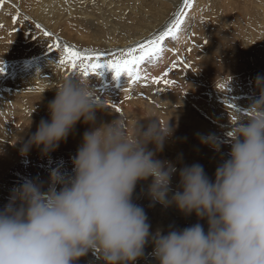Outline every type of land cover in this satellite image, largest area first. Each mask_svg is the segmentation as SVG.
<instances>
[{
  "label": "clouds",
  "instance_id": "obj_1",
  "mask_svg": "<svg viewBox=\"0 0 264 264\" xmlns=\"http://www.w3.org/2000/svg\"><path fill=\"white\" fill-rule=\"evenodd\" d=\"M254 84L259 95L247 115L235 112L228 158L214 180L198 163L183 166L172 192L176 166L157 158L174 131L169 121L162 125L149 114L131 130L122 117L97 124L105 103L94 101L90 81L80 73L61 78L47 105L49 118L40 120L20 154L35 147L48 156L78 122L90 127L71 175L53 169L46 189L26 179L0 209V264H75L89 250L105 264H132L150 238L158 264H264V76ZM202 143L219 150L214 137ZM149 178L153 202L174 204L186 217L194 213L207 230L197 222L151 235L147 215L133 199L138 182Z\"/></svg>",
  "mask_w": 264,
  "mask_h": 264
},
{
  "label": "rangeland",
  "instance_id": "obj_2",
  "mask_svg": "<svg viewBox=\"0 0 264 264\" xmlns=\"http://www.w3.org/2000/svg\"><path fill=\"white\" fill-rule=\"evenodd\" d=\"M18 1L21 3L25 13L16 8L14 12L7 11L8 22H3L0 18V62H2L0 67L3 68V71H0V91L5 96L4 98L1 95L0 101L7 100L6 104L0 106V209L9 202L13 190L26 179L42 182L46 189L49 174L53 169H59L64 175H71L73 170L72 159L76 154L83 133L90 127L87 124L78 122L67 140L61 142L58 148L48 156H42L39 149L35 147L26 156H22L19 151L22 144L36 131L41 119L49 118L47 105L56 93V91H50L49 93L43 90L45 85L49 86L52 72L50 74L47 73L46 76L42 74L41 78H36L34 81H28L27 71H31L34 65L41 67L45 61H52L55 66L53 70L55 72L59 70L56 72L58 73L56 85H58L61 78L72 74L71 69L67 65H64V68L59 63L63 57V50L62 47L58 48L55 45L59 43L63 46V41L66 42L64 45L72 44L73 47H71L79 52L81 51L80 53L83 56H95L97 53L102 52L100 61L107 62L109 59H115L126 53L120 37L118 38L116 35L118 39L115 38L114 35L109 34L111 32L108 29H106L107 31L95 27L90 29L88 28L90 23L84 25H80L78 22L74 23V19H77L75 17H72L73 22L62 21L57 25L58 28L56 29H62L60 31L63 33L59 30L57 33L55 29L57 36L52 34L51 37H47L43 34L45 31L49 32L44 22L36 21V23L34 18L26 14H31L32 9L34 11L36 6L33 3L34 1ZM35 1L37 2V0ZM136 1L132 3L139 4L141 7L136 10L141 12L139 19L143 23L144 19H146L145 22L149 23L151 27H155L153 31L149 32L150 35L155 34L158 30L163 31L172 23L176 14L183 10L185 16L180 26V31L176 33L175 37L166 38L162 44V51L157 57L140 65L139 70L145 75L148 84L143 81L144 85H142V82H138V80L133 82L126 74H121L117 77L114 71L106 65L103 66L105 69L103 68L104 70L101 73L103 74L104 71L110 72L108 80L105 76L99 79L102 76L99 73L101 68L94 73H90L89 77L85 78L90 81V87L97 93V96H94L93 99L98 102L97 100L102 96L108 97L109 102L112 101L109 105L111 107L115 105V108H112L127 112L128 115L125 117L131 130V126L135 121L147 116V110L142 109L140 102L135 101L140 97L147 99L146 96H143L142 93L145 91L140 88V85H152V88L156 90L151 97L155 96L157 101L160 115L158 119L162 125H166L169 121V125L174 129L173 134L166 139L163 151L157 153V158L171 161L176 166L177 171L171 178L172 192L177 189L179 183L178 172L183 166L198 163L203 166L208 177L214 180L217 166L223 162V159L228 158L231 148L230 132L234 127L231 121L237 119L235 112L241 116L247 115L246 109L252 100L259 95V91L255 88L254 80L258 74L264 76V0H191V7L188 8L185 7L183 0H172L176 2L175 4L166 2V0ZM140 2L148 5L147 8L145 7L144 9ZM166 3H170L172 5L170 7H173H169L167 12L164 5L162 6V4ZM25 6L27 9H25ZM150 6L152 9L147 13L151 8ZM216 6L219 8H216ZM159 7L162 9H159ZM153 8L160 13H156ZM1 9H3V4L0 2ZM19 12L24 15L20 16ZM145 12L149 15L150 20L147 19ZM241 13H245V15ZM158 14L161 15L156 16ZM31 16L35 17L33 14ZM133 21L128 20L121 24L123 25L121 31L128 33L129 29L124 26L127 23L131 32L137 31L138 33L143 30V27L138 26V23ZM76 24L79 25L75 26ZM36 25H40V27L37 28ZM99 26L105 27L101 24ZM149 34L146 35L149 37ZM135 39L132 45L143 42L145 38L138 37ZM175 42H179L177 49L173 47ZM110 44L115 45L117 49L109 52L110 48L107 45L109 46ZM50 45L52 46L51 51H49ZM179 50L181 54H179ZM105 55L106 58H104ZM73 73L81 72L78 69ZM93 75H96L95 78ZM156 77L160 78L159 83L154 82L153 78ZM165 80L169 81V83L166 84ZM223 84L226 88L224 87L225 89L221 94L223 95L222 97L218 95V91L221 90V85ZM109 91L111 95L114 92L113 98L109 96ZM14 92L23 94L24 98L22 95L20 97L15 95V97ZM172 95L174 97H171ZM26 101L28 104H26ZM134 103H138L137 108ZM194 103L196 104L193 105ZM4 108L5 111L6 109L8 110L6 111L7 114L3 113ZM135 111L139 113H135ZM110 112L112 114L115 113L114 110ZM197 119L203 121L204 125L208 123L207 127L200 128L195 126L194 122ZM96 121L97 124L103 122L99 118H96ZM207 137L217 139L219 150L214 149L208 143H202V138ZM149 148H154V146L149 145ZM8 152L12 156V165L6 161V158L9 157V155H6ZM150 182L151 178L147 181L138 182L133 199L136 204L144 209L150 224L151 235H154L157 230H161V234H167L172 228L182 229L197 222L201 223L207 230L206 221H198L194 213L186 217L174 204L164 206L153 202L147 195ZM172 192L169 193V197ZM153 248L154 245L150 238L145 245L144 254L139 260L143 258L148 261L149 256H154ZM89 252L92 256L91 264H97L99 263L98 261L105 264L98 252L91 250ZM82 257L85 258V256ZM77 264H80V261ZM85 264L88 263L85 262ZM138 264L142 263L139 262Z\"/></svg>",
  "mask_w": 264,
  "mask_h": 264
},
{
  "label": "bare ground",
  "instance_id": "obj_3",
  "mask_svg": "<svg viewBox=\"0 0 264 264\" xmlns=\"http://www.w3.org/2000/svg\"><path fill=\"white\" fill-rule=\"evenodd\" d=\"M27 1H29V0H27ZM31 1V0H30ZM34 2L33 3H35L36 4V6L34 7V11H33V9H32V13L30 14V13H26L29 17H31V18H34V20H35V22L37 21H39V22H44V24L47 26L46 28L49 30V32H51V34H53V35H55V36H57V33H58V30L56 29V28H58L57 27V25H59L62 21H72V17H75V18H77V19H74L75 20V22L74 23H76V22H78L80 25H84V24H89L88 26V28H92L93 29V27H95V28H101V29H103V30H105V31H107L106 29H108V31L110 30V32L111 33H109V34H111V35H114V37L115 38H121V40L123 41V42H121L122 44H124V46H125V52L127 51V47H130V45H132L133 44V42L136 40L135 38H145L144 40H146V39H151V38H153V36H156V35H158L159 34V32H161V30H158L155 34H149V32L150 31H153V29L155 28V27H151V25L149 24V23H147V22H145L146 21V19H144L145 21H144V23H143V21H141L139 18H140V13L141 12H137L136 10H139L141 7L139 6V4L137 5V4H133L132 2L133 1H136V0H37V2L35 1V0H33ZM0 2L3 4V9H1L0 10V18L3 20V22H8V18H7V16H6V13H7V11H11V12H14V10L16 9V8H18L22 13H25L24 12V9H23V7H22V5H21V3L18 1V0H0ZM137 2V1H136ZM139 2V1H138ZM154 2H156V1H154ZM158 2V1H157ZM166 2H170V3H172V4H175L176 2L175 1H172V0H166ZM209 2V1H208ZM232 2V1H231ZM260 2V1H259ZM133 5H132V4ZM165 3V2H164ZM170 3H166V4H162V6L164 5V7L166 8V12L168 11V8L170 7ZM215 3V2H214ZM225 3V2H224ZM226 3H228L227 1H226ZM140 4H141V6H143L144 7V9H145V7L147 8V6L148 5H146L144 2H140ZM153 4V3H152ZM166 5V6H165ZM227 5V4H226ZM29 6H30V4H29ZM74 6H76V7H74ZM172 6V5H171ZM33 7V6H32ZM137 7H139L138 9H136ZM151 7V6H150ZM195 7V6H194ZM205 7V6H204ZM207 7V6H206ZM264 7V6H263ZM262 7V8H263ZM161 7H159V9H160ZM164 8V9H165ZM170 8H173V7H170ZM188 8V7H187ZM216 8H219V7H217L216 6ZM235 8H237V7H235ZM253 8V7H252ZM25 9H27L26 8V6H25ZM30 9H31V7H30ZM149 9V8H148ZM147 9V10H148ZM152 9V7L148 10V12L147 13H149V11ZM162 9V8H161ZM232 9V8H231ZM238 9V8H237ZM241 9V8H240ZM256 9V8H255ZM153 10H154V8H153ZM173 10V9H172ZM242 10V9H241ZM247 10H248V8H247ZM156 13H160V12H157V9L156 10H154ZM169 11H171V10H169ZM211 11V10H210ZM228 11V10H227ZM226 11V12H227ZM155 12H154V14H155ZM225 12V13H226ZM256 12V11H255ZM198 13V12H197ZM220 13V12H219ZM25 14V15H26ZM35 15V17H33V16H31V15ZM145 14H146V12H145ZM154 14H153V16H154ZM241 14H244L245 15V13H241ZM255 14V13H254ZM19 15L20 16H22V15H24V14H20V12H19ZM147 15V19L148 20H150V18H149V15L148 14H146ZM145 15V16H146ZM159 15H161V14H158V15H156V16H159ZM164 15H166V14H164ZM207 15V14H206ZM228 15V14H227ZM27 16V17H28ZM151 17V16H150ZM161 17V16H160ZM245 17V16H244ZM71 18V19H70ZM124 18V19H123ZM146 18V17H145ZM151 18H153V17H151ZM248 18V17H247ZM1 19H0V21H1ZM224 19V18H223ZM246 19V18H245ZM23 20V19H22ZM73 20V21H74ZM128 20H134V21H136L137 23H138V26H140V27H143V30H140L138 33H137V31L136 32H131V29L129 28V25H128V23L127 24H125L124 26L127 28V29H129V31H128V33H125V32H122L121 31V28L123 27V25H121V24H123V23H125V22H127ZM72 21V22H73ZM133 21V22H134ZM197 21V20H196ZM34 22V21H33ZM36 22V23H37ZM154 22V21H153ZM250 22V21H249ZM150 23H151V21H150ZM198 23V22H197ZM225 23V22H224ZM67 24V23H66ZM79 24H76L75 26H77V25H79ZM103 25V26H105V27H101V26H99V25ZM115 24H117L116 25V27H115ZM171 24V23H170ZM200 24V23H199ZM213 24V23H212ZM263 24V23H262ZM42 26V25H41ZM71 26V25H70ZM74 26V27H75ZM154 26H156V25H154ZM195 26V25H194ZM215 26V25H214ZM258 26V25H257ZM43 27V26H42ZM65 27V26H64ZM83 27V26H82ZM136 27V26H135ZM55 29L57 30V33H56V31H55ZM79 29V28H78ZM195 29V28H194ZM263 29V28H262ZM61 31H62V29H60ZM59 30V31H60ZM68 30V29H67ZM77 30V29H76ZM75 30V31H76ZM133 30V29H132ZM60 31V32H61ZM64 31V30H63ZM79 31H81V30H79ZM84 31V30H83ZM86 31V30H85ZM125 31V30H124ZM180 31V30H179ZM192 31H194V30H192ZM65 32H66V30H65ZM104 32V31H103ZM61 33H63V32H61ZM117 33H121V34H117ZM123 33V34H122ZM152 33V32H151ZM194 33H196V32H194ZM203 33V32H202ZM87 34V33H86ZM146 34H149L150 36L148 37ZM261 34V33H260ZM116 35H117V37H116ZM146 35V36H145ZM247 35V34H246ZM35 36V35H34ZM106 36V35H105ZM108 36V35H107ZM206 36V35H205ZM48 37V36H47ZM108 37H110V36H108ZM105 38H107V37H105ZM117 38V39H118ZM48 39V38H47ZM63 39V38H62ZM168 39V38H167ZM186 39V38H185ZM141 40V39H140ZM143 40V39H142ZM63 41V40H62ZM61 41V42H62ZM65 41H67V40H65ZM111 41V40H110ZM115 41V40H114ZM125 41V42H124ZM126 41H128V42H126ZM179 41V40H178ZM75 42V41H74ZM108 42V41H107ZM112 42V41H111ZM130 42V43H129ZM69 43V42H68ZM92 43H94L93 41H92ZM98 43V42H97ZM113 43V42H112ZM186 43V42H185ZM64 44H66V42H64L63 41V44L62 45H64ZM118 44V43H117ZM67 45H69V46H72L73 47V45L72 44H67ZM178 45H179V42H175V45L173 46V47H176V49L178 48ZM94 46V45H93ZM111 46V47H110ZM124 46H122V47H124ZM181 46V45H180ZM179 46V47H180ZM107 47H109L110 48V50H109V52H111V51H115V49H117V48H115V45H113V44H110L109 46L107 45ZM131 47H135V44L134 45H132ZM183 47V46H182ZM92 48V47H91ZM94 48V47H93ZM103 48V47H102ZM85 49V48H84ZM87 50V49H86ZM93 50V49H92ZM102 50V49H101ZM180 51V50H179ZM81 52V51H80ZM83 52V51H82ZM177 52V51H176ZM102 53V52H101ZM101 53H99L100 55H101ZM104 54H106L105 52H103ZM84 54V53H83ZM98 54V53H97ZM179 54H181V51H180V53ZM87 56V55H86ZM92 56V55H91ZM103 56V55H102ZM110 56V55H109ZM195 57H197V56H195ZM104 58H106V55L104 56ZM197 59V58H196ZM204 59V58H203ZM50 60V59H49ZM166 60V59H165ZM190 60V59H189ZM54 61V60H53ZM100 63H106V61H100ZM19 66H20V64H19ZM201 66V65H200ZM6 67V66H5ZM54 64H52V61L51 62H46L45 61V63L44 64H42L41 65V67L40 66H38V65H34L33 67H32V70L31 71H27V76H28V81L29 80H35L36 78H41V75L42 74H45V76H46V74L47 73H51L52 72V77H51V79H49L50 80V82H49V86H44V88H43V90L44 91H48L49 93H50V91L52 92V91H56V80H57V75H58V73H56V72H58L57 70H56V72H55V70H53L54 69ZM63 67H64V65H63ZM61 68V67H60ZM65 68V67H64ZM104 67H101V70L100 69H98V70H100V72L99 73H101L102 72V70H104L103 69ZM29 69V68H28ZM31 69V68H30ZM63 71V70H62ZM158 71V70H157ZM25 72V71H24ZM139 73H140V79L138 80V82L139 81H141L142 82V85H144L143 84V81L144 82H146L147 83V79H146V77H145V75L139 70ZM145 73V72H144ZM60 74V73H59ZM80 74H82V73H80ZM102 74V73H101ZM222 75V74H221ZM92 76V75H91ZM90 76V77H91ZM94 76V75H93ZM96 76V75H95ZM95 76H94V78H95ZM100 76V75H99ZM106 77L107 78V80L110 78V72H105L104 71V73L102 74V76L101 77H99V79H102L103 77ZM20 77V76H19ZM85 77V76H84ZM89 77V76H88ZM145 77V78H144ZM3 78V77H2ZM1 78V79H2ZM97 78H98V76H97ZM92 79V78H91ZM95 80V79H94ZM120 80V79H119ZM152 80V79H151ZM150 80V81H151ZM21 81V80H20ZM27 81V80H26ZM46 81V80H45ZM44 81V82H45ZM96 81V80H95ZM94 81V82H95ZM97 81H98V79H97ZM131 81V80H130ZM42 82V81H41ZM105 82H107V81H105ZM137 82V83H138ZM140 82V83H141ZM30 83V82H29ZM31 83H32V81H31ZM97 83V82H96ZM102 83H103V81H102ZM108 83V82H107ZM145 83V84H146ZM152 83V82H151ZM59 84V83H58ZM148 84V83H147ZM147 84H146V86H141L140 85V88L142 89V90H144L145 92L144 93H142L143 94V96H146V98L148 99H143L142 97H140L139 99H136L135 101H138V102H140V106L142 107V109L144 108V109H146L147 110V114L146 115H149V114H151V115H154V116H156L157 118L160 116L159 115V111H158V106H157V101L155 100V96L154 97H151L155 92H156V90H154V88H152V85L150 86H147ZM150 84V83H149ZM31 85V84H30ZM103 85H104V83H103ZM3 86V85H2ZM100 86V85H99ZM7 87V86H6ZM108 87V86H107ZM107 87H106V89H107ZM156 87V86H155ZM225 86H224V84L223 85H221V90L220 91H218L219 93H218V95H220V96H222L223 97V95H221L222 93H223V91H224V89L226 88H224ZM1 90V89H0ZM40 90H41V88H40ZM116 90V89H115ZM129 90H130V88H129ZM131 91V90H130ZM99 92V91H98ZM102 92V91H101ZM113 92V91H112ZM159 92V91H158ZM36 93H38L37 91H36ZM55 93V92H54ZM109 96L111 97V98H113L112 97V95H113V93H112V95H111V92L109 91ZM119 93V92H118ZM46 94V93H45ZM101 94V93H100ZM99 94V95H100ZM117 94V93H116ZM132 94V93H131ZM164 94V93H163ZM3 96L4 98H5V96L3 95V93L0 91V96ZM18 96V97H20V95H22L23 96V94H21V93H18V92H14V96ZM15 96V97H16ZM51 96V95H50ZM94 96H97V93H95V95ZM171 97H174V95H172ZM221 97V98H222ZM23 98H24V96H23ZM108 98V97H107ZM106 97H104V96H102L101 98H99L97 101L98 102H102V101H104V103H105V108H104V110L103 111H97L96 112V118H99V120L100 121H103V122H106V121H108V122H111L112 120H114V119H117L118 117H122V118H125L126 119V115H128V113L127 112H123V110H115L114 108H112L110 105H109V103H112V101L111 102H109V100L107 99ZM219 98V97H218ZM220 98V99H221ZM49 99V98H48ZM117 99H119V98H117ZM131 99V98H130ZM175 99V98H174ZM1 100V99H0ZM132 100V99H131ZM6 101L7 100H2V101H0V106H2L3 104H6ZM28 101V100H27ZM27 101H26V104H28L29 103V101H28V103H27ZM51 101V100H50ZM133 101V100H132ZM46 102V101H45ZM118 102V101H117ZM2 103V104H1ZM43 103H44V101H43ZM113 103H116V102H113ZM30 104V103H29ZM118 104V103H117ZM125 104V103H124ZM135 105H136V108H137V106H138V103H134ZM179 104V103H178ZM190 104V103H189ZM196 103H194L193 105H195ZM21 105V104H20ZM119 105V104H118ZM184 105V104H183ZM124 106V105H123ZM183 107V106H182ZM125 108V107H124ZM123 108V109H124ZM133 108V107H132ZM135 108V107H134ZM173 108V107H172ZM127 109V108H126ZM112 110H114L115 111V113H111L110 111H112ZM133 110V109H132ZM6 111H8L7 109H6ZM5 111V108H4V114H7V112ZM163 111H164V109H163ZM166 111V110H165ZM134 112V111H133ZM151 112V113H150ZM168 112V111H167ZM135 113H139L138 111L136 112L135 111ZM163 113H165V112H163ZM29 114V113H28ZM170 114V113H169ZM173 114V113H172ZM176 114V113H175ZM168 116V115H167ZM170 116H171V114H170ZM169 116V117H170ZM171 118V117H170ZM134 119V118H133ZM135 120V119H134ZM127 121V120H126ZM205 121V120H204ZM107 122V123H108ZM207 123V122H206ZM208 124V123H207ZM207 124H203V121H201L200 119H197L195 122H194V125L195 126H197V127H200V128H202V127H207ZM192 125V124H191ZM193 128H194V126H192ZM195 129V128H194ZM1 148V147H0ZM4 154V153H3ZM6 155H9V157L8 158H6L7 160L6 161H8V162H10V165H12V156H10V152H8V154H6ZM3 159V158H2ZM17 160H18V158H16ZM4 160V159H3ZM3 160H2V162H3ZM206 228V227H205ZM91 251H93V250H91ZM90 252H88L86 255H84L85 256V258L84 257H81V258H79L76 262H75V264H77L78 263V261H80V264H85V262L86 263H88V264H91L92 263V259H91V253L89 254ZM93 254H94V252H93ZM95 256H96V254H95ZM98 257V256H97ZM98 260H99V257H98ZM99 263H97V264H102V262L101 261H98ZM142 263V264H155V263H158V261H157V259L154 257V256H149L148 257V261H146L145 259H143V258H141L140 260H139V258L135 261V262H132V264H138V263ZM149 262V263H148Z\"/></svg>",
  "mask_w": 264,
  "mask_h": 264
},
{
  "label": "snow or ice",
  "instance_id": "obj_4",
  "mask_svg": "<svg viewBox=\"0 0 264 264\" xmlns=\"http://www.w3.org/2000/svg\"><path fill=\"white\" fill-rule=\"evenodd\" d=\"M185 7H191V0H183ZM185 13L183 10L178 12L175 19L169 24L159 35L153 36L151 39H146L143 42H138L135 47H128L124 55L117 57L115 59H109L106 63H100V54L95 56H83L79 51L75 50L71 46L63 45L61 46L57 43L55 46L63 50V57L59 61L61 65H67L72 73L76 72L78 69L83 76L87 77L90 73H94L97 69L107 66L114 71L115 76H120L121 74H126L133 82L139 80L140 73L139 67L145 61L151 60L157 57L162 51V44L168 37H175L176 33L179 31L181 24L183 23ZM37 28L40 25H36ZM45 36L51 37V33L45 31L43 33ZM52 46H49V51H51ZM2 63V62H0ZM0 71L3 68L0 67ZM166 75V74H165ZM155 83L160 82V78H153ZM166 84L169 81H164ZM115 107V105H112ZM119 111V109H117Z\"/></svg>",
  "mask_w": 264,
  "mask_h": 264
}]
</instances>
